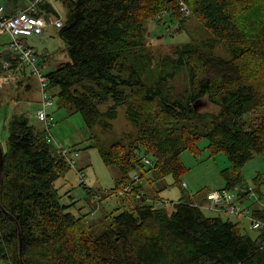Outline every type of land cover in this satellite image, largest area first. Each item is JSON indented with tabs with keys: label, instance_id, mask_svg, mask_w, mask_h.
<instances>
[{
	"label": "trees",
	"instance_id": "obj_1",
	"mask_svg": "<svg viewBox=\"0 0 264 264\" xmlns=\"http://www.w3.org/2000/svg\"><path fill=\"white\" fill-rule=\"evenodd\" d=\"M181 2L210 34L206 40L179 45L166 56L159 78L143 79L155 58L145 24L165 14L187 21ZM70 7L60 31L70 61L46 73L49 89L64 105H73L87 125L118 117L120 105L136 129L126 141L101 147L107 165L120 169L111 192L133 184L154 186L172 176L182 182L186 151L198 156L208 140L210 155L224 151L230 167L221 171L223 188L249 187L245 165L264 157V0H66ZM44 2L38 14H57ZM45 10V11H43ZM0 57L16 66L11 50ZM186 68V99H172L169 85ZM113 100L106 112L100 105ZM204 100L218 110H202ZM255 113L250 120L246 116ZM26 114L9 121L2 144L0 171V260L5 264H264V228L254 238L240 223L207 216L191 194L171 207L137 200L112 217L97 237L86 214H74L55 186L71 165L46 139L44 128ZM144 156L152 164L144 162ZM264 179H254L261 198ZM183 186V185H182ZM248 192H241L242 203ZM167 203V202H166ZM171 204V203H170ZM253 215L264 218V207ZM111 215V214H110ZM20 238L23 258H20Z\"/></svg>",
	"mask_w": 264,
	"mask_h": 264
},
{
	"label": "rangeland",
	"instance_id": "obj_2",
	"mask_svg": "<svg viewBox=\"0 0 264 264\" xmlns=\"http://www.w3.org/2000/svg\"><path fill=\"white\" fill-rule=\"evenodd\" d=\"M53 9L58 16L67 21L70 7L66 0H50ZM1 4L9 7L23 8L29 4V0H0ZM187 21L182 23L180 20H173L169 14L164 15L163 20H151L145 24V37L148 48L153 52L155 65L152 70L144 73L143 79L148 84L154 83L159 78L160 70L164 66L162 61L166 56L174 57L175 49L187 41L194 40L200 42L210 37L209 32L204 25L190 14ZM61 26L50 25L43 34H35L29 37L32 46L36 47L39 64L43 67L45 73L58 68L61 64L70 61L67 52V43L61 38ZM11 42L10 35L5 33L0 36V49L9 46ZM47 51V52H45ZM189 79L187 69L184 68L181 73L171 81L169 85L173 87L172 99H186L189 89ZM13 85V84H12ZM0 87V142L6 147L9 138L8 124L15 114H26L31 123L43 128V123L36 116L40 108L41 89L40 83L35 76L29 74L23 87H14L11 84L2 83ZM6 86V87H5ZM49 91L54 94L52 89ZM113 100L101 104L100 110L106 112L114 105ZM54 105L50 112L54 116V125L52 134L55 139L54 145L62 147H72L79 151L76 167L71 166L65 176L59 178L56 187L62 195L63 204L70 205V210L76 214H86L91 233L94 236L100 235L106 224H110L112 217L122 211L130 210L139 202L132 197H122L117 190L111 192L116 186L117 180L121 176L120 169L114 165H107L101 155V147H109L120 141H126L129 135H135L136 129L126 117V106L120 105L118 108V117L110 120L112 127H104L102 123L87 125L84 117L73 105H64L58 95H54ZM202 110H218V106L204 100ZM255 117V113L246 116L247 120ZM45 129V128H44ZM208 146V140L202 138L199 141L200 152L198 156L186 151L182 155V160L188 170L182 176V182L189 185L188 189L182 186V182H177L172 176L158 181L152 186L147 179L144 182L143 191L151 196H158L159 203L171 207L180 197L189 193L200 194L214 189H220L225 186V180L222 179L221 171L230 167L228 157L224 151H219L215 156H211ZM83 174V178L78 174L77 169ZM245 178H247L249 187L239 188L243 191L251 188L256 196L252 200H245L244 207H253L251 203L258 201L261 196L256 191L254 179L261 174L264 179V157L257 156L245 165L243 169ZM136 175V174H135ZM139 175V174H138ZM264 192V182L261 186ZM167 201V203L164 202ZM171 203V204H170ZM207 216H221L224 219H230L240 223L244 233H250L254 238L259 235V231L250 227L251 220L244 216L235 214L215 212L204 209ZM111 214V215H110Z\"/></svg>",
	"mask_w": 264,
	"mask_h": 264
},
{
	"label": "built area",
	"instance_id": "obj_3",
	"mask_svg": "<svg viewBox=\"0 0 264 264\" xmlns=\"http://www.w3.org/2000/svg\"><path fill=\"white\" fill-rule=\"evenodd\" d=\"M46 1L47 0H29V4L26 7L20 8L16 11H10L5 4L0 3V36L5 33L10 35L11 42L8 46L9 50L19 57V63L16 66H14L11 60L0 57V83H16L20 79L21 70L25 68L30 70V73L35 76L40 83L41 101L36 116L38 120L43 123V128H45L44 130L46 131V139L71 166L76 167L79 151L72 147L54 145L55 139L51 129L55 122L53 118L54 116L50 112V108L54 105V97L49 91V83L46 73L41 64H39V52L34 46H31L27 42L29 37L34 36L35 34H43L50 25L63 27L64 22H62L63 20L58 15L50 14L49 16H45L44 14H38L39 6ZM181 6L183 15L188 16L190 11L187 6L183 2H181ZM143 159L146 164H152V160L148 156H144ZM77 171L83 178L82 172L78 169ZM133 180L141 182L138 174L133 176ZM182 185L184 188H188V185L185 182H182ZM133 186L134 185L130 183L127 186L118 189V193L122 195V197H132L146 203H156L157 205H161L159 203V198L150 197L142 191L135 192ZM240 188H220L210 190L207 193V200L202 203L195 201V205L203 210L207 209L220 213L224 212L228 215L235 214L237 216H244L251 220L250 227L252 229L260 230L261 228H264V218L254 216L251 207H244L240 200V196L241 192L245 191ZM246 191H249L247 197L248 200H252L253 197L256 196L255 191L251 188L248 190L246 189ZM255 203L264 207V198L258 196V201ZM0 264L5 263L0 260Z\"/></svg>",
	"mask_w": 264,
	"mask_h": 264
},
{
	"label": "crops",
	"instance_id": "obj_4",
	"mask_svg": "<svg viewBox=\"0 0 264 264\" xmlns=\"http://www.w3.org/2000/svg\"><path fill=\"white\" fill-rule=\"evenodd\" d=\"M46 2H49V3H51L50 2V0H47ZM52 4V3H51ZM28 5V4H27ZM26 5V6H27ZM26 6H24V7H26ZM8 8H9V10L10 11H16V10H19L18 8H13V7H9V6H7ZM23 7V8H24ZM43 11H45V10H43ZM44 15L45 16H49L50 14H46V13H44ZM27 42H28V44H30L31 46L32 45H34L33 43L31 44L30 43V39H27ZM9 49V47L7 46V47H2V49H0V52H2V51H7ZM35 49L38 51V49L35 47ZM39 52V51H38ZM40 54V53H39ZM29 74H31L30 73V70L28 69V68H25V69H23V70H21L20 71V79H19V81L18 82H16V83H11V86H14V87H23L24 86V83H25V80L29 77ZM13 84V85H12ZM0 87H3L2 86V84L0 83ZM6 87V86H5ZM142 182V181H141ZM144 182H142V184H143ZM188 188H189V185H188ZM187 188V189H188ZM144 189H145V187H144ZM186 189V188H185ZM142 192H144L143 190H142ZM199 192V191H198ZM198 192H196V193H192V192H188L187 191V193H189V194H191V196H192V198L196 201V202H200V203H202V202H205L207 199H206V197H207V193H208V191L207 192H201L200 194H198ZM144 194H146V195H149V194H147V193H145L144 192ZM150 197H154V198H159L158 196H151V195H149ZM181 198V197H180Z\"/></svg>",
	"mask_w": 264,
	"mask_h": 264
},
{
	"label": "water",
	"instance_id": "obj_5",
	"mask_svg": "<svg viewBox=\"0 0 264 264\" xmlns=\"http://www.w3.org/2000/svg\"><path fill=\"white\" fill-rule=\"evenodd\" d=\"M4 157H3V149H2V145H1V142H0V171H1V173H2V170H3V164H4ZM22 240H21V238H20V258H21V260H22V258H23V252H22Z\"/></svg>",
	"mask_w": 264,
	"mask_h": 264
}]
</instances>
